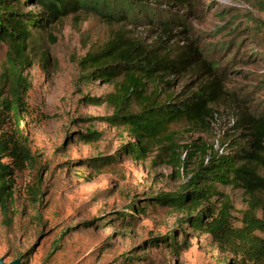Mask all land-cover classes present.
<instances>
[{"label":"rangeland","instance_id":"obj_1","mask_svg":"<svg viewBox=\"0 0 264 264\" xmlns=\"http://www.w3.org/2000/svg\"><path fill=\"white\" fill-rule=\"evenodd\" d=\"M148 3L116 22L78 13L33 31L23 73L31 84L27 94L31 114L25 122L36 161L16 174V214L9 226L0 212V257L6 262L21 258L24 264H127L121 254L133 249L141 258L131 264H219L232 256L209 235L190 229L185 235L176 231L181 245L177 254L162 244L140 245L175 228L181 211L156 207L139 215L130 227L121 226L115 217L134 198L175 191L199 163L197 147L212 146L223 154L232 148L231 136L245 143L251 128L246 120L241 125V117L264 118V0ZM163 20L174 21L165 28ZM117 33L171 59L172 70L150 81L145 97L161 101L175 94L179 100L186 99L201 86L209 91L215 82L219 89L212 96L210 114L202 123L186 117L174 121L158 142L149 145L143 160L122 155L98 170L66 166L70 157L108 155L121 143L120 131L105 122L77 120L111 113L110 106L79 102L82 95L97 97L113 89L112 83L98 79L80 82V60ZM7 50L0 43V73ZM140 105L133 99L131 109ZM89 127L105 132L99 141L65 142L68 130ZM186 146L191 148L186 151ZM239 164L264 176L261 163L240 160ZM208 184L214 212L226 206L230 222L241 226L249 194L234 183ZM33 187L40 192L31 193Z\"/></svg>","mask_w":264,"mask_h":264},{"label":"trees","instance_id":"obj_2","mask_svg":"<svg viewBox=\"0 0 264 264\" xmlns=\"http://www.w3.org/2000/svg\"><path fill=\"white\" fill-rule=\"evenodd\" d=\"M148 1L0 0V43L8 47L0 73V212L6 226L11 224L16 214L13 207L16 174L33 166L36 161L25 122V118L31 114L27 102L31 84L23 73L27 43L33 31L47 28L51 23L78 13H90L107 22H116L126 19L136 7L143 9L141 5H149ZM178 1L181 3L183 0ZM172 21L174 20L160 22L166 28ZM80 66L83 70L79 76L80 82L89 83L98 79L112 83L113 89L97 97L82 95L79 100L86 106H110L109 115L77 120L81 124L105 122L108 127L120 131L121 143L108 155L70 157L65 162L66 166H88L98 170L112 165L122 155L143 160L150 152L149 145L158 142L177 119L186 117L189 121L202 123L204 117L209 116L212 96L219 89L212 82L209 91L206 92L205 87L201 86L186 99L179 100L175 94L161 101L145 97L147 84L154 78L161 77L160 72L172 70L171 59L152 54L139 41L127 39L120 33L99 48L88 51L80 60ZM164 84L169 85L170 82ZM133 99L141 103L140 108L135 111L131 109ZM243 120L249 122L251 128L245 143L233 141L234 136L230 137L226 133L225 137H230L233 143L226 153L220 154L212 146L197 147L200 161L191 176L175 191L144 194L142 198L129 201L126 209L118 213L115 219H118L120 225L130 227L135 224L139 215H145L148 210L156 207L181 211L182 215L176 221L175 228L164 235L147 238L141 246L162 244L177 254L181 251V245L176 242V231L185 235L191 230L209 235L221 251L232 253L231 257H225L219 264H264V176L257 174L256 170L246 164H239L240 160H245L247 164L253 161L261 163L264 168V118L241 117V125ZM104 133L94 127L85 130L70 129L65 142L77 140L93 143L99 141ZM184 148L187 151L191 146ZM188 152L189 155L192 154L190 150ZM214 181L234 183L249 194L241 226L230 222L226 206L220 207L217 212L210 206L208 198L212 189L208 183ZM31 190L34 194L40 192L35 187ZM92 222L93 220L84 223ZM134 252L135 249L122 253V261L131 264L134 259L141 258ZM21 262L24 264L22 260Z\"/></svg>","mask_w":264,"mask_h":264},{"label":"water","instance_id":"obj_3","mask_svg":"<svg viewBox=\"0 0 264 264\" xmlns=\"http://www.w3.org/2000/svg\"><path fill=\"white\" fill-rule=\"evenodd\" d=\"M0 264H22L20 259H14L10 262H6L3 257H0Z\"/></svg>","mask_w":264,"mask_h":264}]
</instances>
